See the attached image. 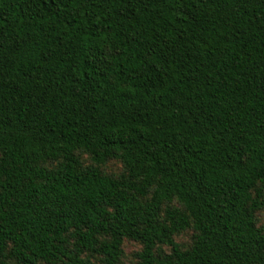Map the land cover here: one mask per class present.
Returning a JSON list of instances; mask_svg holds the SVG:
<instances>
[{"label": "trees", "instance_id": "16d2710c", "mask_svg": "<svg viewBox=\"0 0 264 264\" xmlns=\"http://www.w3.org/2000/svg\"><path fill=\"white\" fill-rule=\"evenodd\" d=\"M257 210L264 0H0V264H264Z\"/></svg>", "mask_w": 264, "mask_h": 264}, {"label": "rangeland", "instance_id": "374dc122", "mask_svg": "<svg viewBox=\"0 0 264 264\" xmlns=\"http://www.w3.org/2000/svg\"><path fill=\"white\" fill-rule=\"evenodd\" d=\"M79 158L83 165H87L90 162L89 156L85 153H80ZM100 169L104 174L112 176H117L123 171L121 162L116 159L107 160L103 165H101ZM254 216L257 225L264 226V210L255 211ZM192 235L193 232L191 230H184L177 233L174 238L175 241H177L182 247H187L192 241ZM121 248L123 254L118 264H135L137 260L136 254L141 248L140 244L131 240H124ZM163 250L168 251V248L166 246H163ZM91 261L93 262V264H104L101 261V257H99L98 255H93L91 257Z\"/></svg>", "mask_w": 264, "mask_h": 264}]
</instances>
